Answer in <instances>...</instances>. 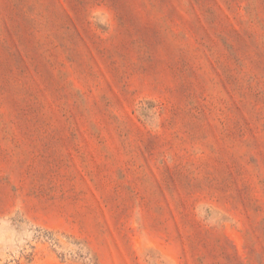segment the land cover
Returning a JSON list of instances; mask_svg holds the SVG:
<instances>
[{
	"label": "rangeland",
	"instance_id": "obj_1",
	"mask_svg": "<svg viewBox=\"0 0 264 264\" xmlns=\"http://www.w3.org/2000/svg\"><path fill=\"white\" fill-rule=\"evenodd\" d=\"M0 264H264V0H0Z\"/></svg>",
	"mask_w": 264,
	"mask_h": 264
}]
</instances>
